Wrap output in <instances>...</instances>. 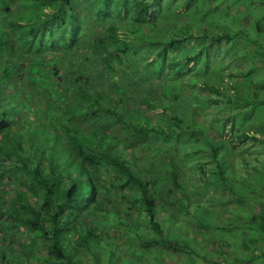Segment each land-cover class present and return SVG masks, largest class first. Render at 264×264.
Listing matches in <instances>:
<instances>
[{"label":"trees","instance_id":"obj_1","mask_svg":"<svg viewBox=\"0 0 264 264\" xmlns=\"http://www.w3.org/2000/svg\"><path fill=\"white\" fill-rule=\"evenodd\" d=\"M161 2L0 0V264H149L147 253L158 246L200 258L179 221L187 215L210 227L206 206L180 183L174 143L189 139L206 145L197 149L209 157L212 179H202L251 210L233 236L248 250L245 261L227 250L220 261L201 260L264 262V187L259 202L242 198L228 152L239 143L264 145V135L217 137L187 100L264 101L241 97L232 85L230 96L221 83L180 82L207 47L238 36L259 46L243 31L197 35L188 26H180L182 37L161 39L175 28L163 21ZM194 37L206 44L178 57ZM225 121L232 134L235 115Z\"/></svg>","mask_w":264,"mask_h":264},{"label":"rangeland","instance_id":"obj_2","mask_svg":"<svg viewBox=\"0 0 264 264\" xmlns=\"http://www.w3.org/2000/svg\"><path fill=\"white\" fill-rule=\"evenodd\" d=\"M161 14L164 22L175 25V28H169L163 38L159 36L161 39H169L171 34L182 37L180 26H188V32H195L197 35L204 30L213 34L243 31L246 36L257 41L259 47L256 48L248 39L238 36L207 47L198 64L180 82L182 84V81L195 77L212 84L221 83L226 85L230 96L233 94L229 88L232 85L238 89L239 96H256L259 101H264V0H162ZM257 23H262L259 32L255 26ZM148 34L150 37L155 35L154 32ZM205 44L198 37L189 38L180 46L178 57L193 54ZM207 58L208 64L205 67ZM193 85L189 84L188 88L194 90L195 94L201 98L208 95ZM189 99L188 108L193 107L205 128L217 137L221 136L230 142L233 136L244 131H256L264 135V105L241 106L231 101L206 105ZM229 115H235L232 134L228 133L229 124L225 121ZM174 147L178 149V155L175 149L174 152L184 168L180 183L187 189L193 188L197 200L206 206L207 213L203 217L206 216L205 223L210 227L203 228L190 216H180V223L183 224L182 220L185 223V236L181 238L198 251L200 258L192 255L177 256L158 246L151 247L147 253V261L149 264H156V259H166L170 264H207L201 260L203 256L217 262L227 250L244 262L248 250L237 242L240 238L235 239L233 236L240 235L243 230L242 221L250 215L251 210L244 204L233 202L230 194L221 187L202 179L203 174L207 179L212 178L209 174V157L197 149L206 147L201 140L197 144L189 139L187 142L174 143ZM228 149L233 166L231 175L240 195L245 200L259 202L261 189L264 187V145L246 142ZM225 241L231 245H225ZM127 242L132 244L131 241ZM208 242L218 243L219 246L210 247ZM123 259L126 260V257ZM123 264L128 263L125 261ZM259 264L264 262L260 260Z\"/></svg>","mask_w":264,"mask_h":264}]
</instances>
